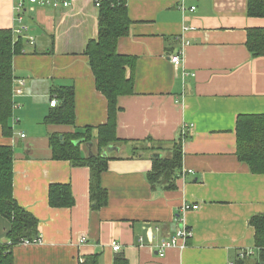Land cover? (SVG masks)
<instances>
[{"label": "crops", "instance_id": "0c3cea01", "mask_svg": "<svg viewBox=\"0 0 264 264\" xmlns=\"http://www.w3.org/2000/svg\"><path fill=\"white\" fill-rule=\"evenodd\" d=\"M69 1L59 8L26 2L20 23L17 0H0V29L24 41L13 58V133L5 136L0 125V145L14 148L13 194L39 220L42 239L15 246V264H80L95 254L99 264H114L117 255L127 264H235L243 252L255 264L250 220L264 213V174L238 159L236 124L241 114L264 113V56L247 46L248 30L264 28V17L248 15V0H185V10L179 0H125L132 23L118 52L135 57V91L119 98V141L101 177L108 203L94 209L90 168L53 158L51 146L54 136L86 127L96 134L108 118L85 54L99 35L100 8L94 0ZM19 26L26 29L17 33ZM180 51L178 68L170 55ZM68 86L75 124L46 123L51 100L63 101L57 89ZM180 136L184 174L175 189L153 188V154L171 155ZM81 148L88 156V144ZM52 184H71L75 204L52 207ZM186 202L199 208L185 211ZM181 225L192 236L160 256L157 246ZM10 227L0 215V242ZM114 240L121 250H113Z\"/></svg>", "mask_w": 264, "mask_h": 264}, {"label": "trees", "instance_id": "16d2710c", "mask_svg": "<svg viewBox=\"0 0 264 264\" xmlns=\"http://www.w3.org/2000/svg\"><path fill=\"white\" fill-rule=\"evenodd\" d=\"M98 19L99 35L88 43L85 54L95 75L96 87L107 99V122L96 128L86 127L82 131L71 132L51 139L53 158L68 160L75 166H88L91 170L90 193L94 209L108 203V192L103 188L101 177L107 169L110 156L104 152L119 141L117 135L118 102L122 96L132 95L135 80L132 73L135 57L118 52L120 38L127 35L132 23L125 0H101ZM248 15L264 17V0H248ZM24 41H15L11 29H0V125L5 136L13 133V58L22 52ZM247 46L254 56H264V28L248 30ZM63 100L53 106L45 117L46 123L75 124V89L73 86L57 89ZM180 136L171 146L169 156H152L153 166L148 179L153 188L163 185L175 189L182 170L183 147ZM149 140V139H147ZM238 159L245 162L256 174H264V113L241 114L236 124ZM93 144L97 151L85 156L82 144ZM155 151V146H144L142 150ZM138 152L139 151H135ZM156 153V152H155ZM14 148L0 145V215L11 222L6 234L7 242H0V264H15L14 248L23 239L40 237L39 220L23 207L14 197ZM49 204L57 208H69L75 204L71 184H52L49 188ZM250 224L255 229V245L258 259L255 264L264 263V213L253 216ZM80 264H99L98 255H88ZM114 264H127L124 255H117ZM235 264H247L239 258Z\"/></svg>", "mask_w": 264, "mask_h": 264}, {"label": "built area", "instance_id": "2783aa9c", "mask_svg": "<svg viewBox=\"0 0 264 264\" xmlns=\"http://www.w3.org/2000/svg\"><path fill=\"white\" fill-rule=\"evenodd\" d=\"M26 2L36 4L39 6H51L53 8H59L62 6L68 7L71 5V2L69 0H17L16 11L19 12L17 20L20 23L23 20L22 12L25 9L24 6H25ZM94 2L99 7L101 0H94ZM179 2H180V8L182 10H185L186 9L185 0H179ZM191 10H195V6L191 7ZM25 29H26L25 26H19L18 28L15 29V32L22 33ZM183 59H184L183 51H180L178 53H172L170 55L171 62L178 68L181 67V65L183 64V62H184ZM181 75L184 79L188 75V72H186L185 70H182ZM19 83L21 85H23L25 83V81L21 79ZM15 91L21 92V89L17 88V89H15ZM56 104H57L56 99L51 100V106H56ZM187 171L190 172L191 170H187ZM183 174H184V171H183ZM198 208H199L198 204H190V203L186 202L183 205V209L185 211H188L191 209H198ZM191 236H192V229L187 227V226L181 225L173 237L162 240V242L157 246L158 254L160 256H164L166 254V251L169 248L180 245V241H182V240L186 242L188 240V238ZM86 241H87V237L85 236L81 239L80 242L85 243ZM40 242H42V239H41V237H38L34 240L23 239L20 244H34V243H40ZM111 245H112V248L114 251H119L122 248L121 243L118 242L117 240H114L111 243ZM250 254H251L250 252H243L241 254V258H244L245 256H248Z\"/></svg>", "mask_w": 264, "mask_h": 264}, {"label": "water", "instance_id": "95a60500", "mask_svg": "<svg viewBox=\"0 0 264 264\" xmlns=\"http://www.w3.org/2000/svg\"><path fill=\"white\" fill-rule=\"evenodd\" d=\"M92 145H93V144H91V143L88 144V146H89V156H90V155L92 156V155L94 154V153H93V150H92ZM112 150H113V147H112V145H111V146H109V147L107 148V150L103 153L104 156L107 155V152L112 151ZM153 156H159V157H160V154L155 153V154H153ZM263 264H264V263H263Z\"/></svg>", "mask_w": 264, "mask_h": 264}, {"label": "rangeland", "instance_id": "374dc122", "mask_svg": "<svg viewBox=\"0 0 264 264\" xmlns=\"http://www.w3.org/2000/svg\"><path fill=\"white\" fill-rule=\"evenodd\" d=\"M93 151H94V150H93ZM255 258H256V257H255V256H253L251 261H253Z\"/></svg>", "mask_w": 264, "mask_h": 264}]
</instances>
